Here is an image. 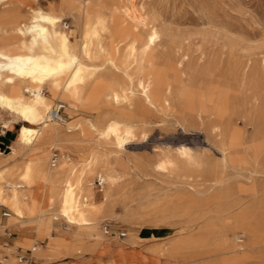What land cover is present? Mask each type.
I'll use <instances>...</instances> for the list:
<instances>
[{
  "label": "bare ground",
  "instance_id": "bare-ground-1",
  "mask_svg": "<svg viewBox=\"0 0 264 264\" xmlns=\"http://www.w3.org/2000/svg\"><path fill=\"white\" fill-rule=\"evenodd\" d=\"M39 2L0 0V110L28 123L20 126L12 147L20 161L0 166V206L9 211L0 231L10 226L51 237L46 246L20 243L31 247L33 256L41 261L95 254L87 257L90 260L112 242L102 224L117 220L118 209L128 214L133 203L123 184L130 160L121 153L127 143L135 140L138 130L146 127L147 114L152 109H169L174 90L165 71L154 62L161 36L157 28L151 27L144 38L125 29L116 15L122 9L128 14L121 3L111 6L106 0H57L42 6ZM68 18L74 29L63 23ZM141 19L137 17L138 22ZM107 72L112 75L107 77ZM252 83L249 104L264 126V85L258 80ZM57 103L63 104L68 120L59 122L50 117ZM209 105L208 100L189 101L183 110H192L190 119L202 121V113H207ZM222 105H226L225 101ZM80 113L84 116L74 119ZM263 126L255 132L259 140L252 151L254 159L264 155ZM1 133L5 134V130ZM243 140L240 132L233 131L227 143L218 144V162L207 163L202 155L179 146L174 155H165L154 165L159 173H175L177 178H181L180 172L204 167L210 174L202 188L189 175L175 179L177 193L156 207L160 215L151 221L155 224L169 223L176 215L189 216L178 235L156 245L153 251L158 256L173 264H189L191 257L230 254L229 261L220 259L218 264H241L247 250L260 247L256 245L263 238V201L246 206L247 195L256 199L258 189L252 185L242 191L246 196L234 197L227 185V173L240 169L244 160L239 154ZM261 172L250 171L248 179ZM203 173L207 172L203 169ZM95 178L101 184L98 190ZM259 191L264 192V188ZM236 209L241 211L229 216L223 225L242 230L249 244L239 236L227 239L224 234L208 242L214 219ZM208 214L215 218H208ZM59 219L67 226L55 227L53 221ZM205 220L200 232L187 235ZM260 225L263 229L258 230ZM155 230L157 235L161 231L159 236L168 234L162 228ZM121 236L126 237L125 244L137 243L136 238L146 239L132 233ZM17 242L16 239L12 245L3 246L0 264H21L12 256ZM240 252L242 255L237 257L235 254Z\"/></svg>",
  "mask_w": 264,
  "mask_h": 264
},
{
  "label": "rangeland",
  "instance_id": "rangeland-1",
  "mask_svg": "<svg viewBox=\"0 0 264 264\" xmlns=\"http://www.w3.org/2000/svg\"><path fill=\"white\" fill-rule=\"evenodd\" d=\"M55 1L57 0H46L39 4L45 6ZM106 2L111 6L121 3L120 5L126 7L128 14L122 9L116 15L119 16L118 20L123 27L134 31L137 37L144 38L151 27L157 28L161 36L159 35L154 62L157 68L165 71L166 80L172 83L170 85L174 90L175 98L172 101V108L170 106L169 109L164 107L152 109L147 114L146 127L140 128L135 140L127 143L122 151L121 155L130 160L129 168L123 177V184L128 189L133 203L128 208V214L118 209L119 218L106 221L102 224V229L108 231L107 235L112 238L113 245H121L126 252L135 249L143 253L146 261L158 259V264H173L170 261L164 262L165 258L158 256L153 249L162 241L178 235L179 227L188 220L189 216L176 215L170 218L169 223L155 224L151 221L156 214L160 215L155 209L163 205L167 197L177 193L174 185L176 180H180L184 175H189V179L197 182L201 188L205 181L210 179L207 167V169L204 167L180 172L181 178H177L175 173H159L153 169L165 155H174L179 146H186L194 153L202 155L207 163H214L221 158L216 146L227 143L233 131L240 132L244 140L240 145L239 154L244 160L241 162L242 165L240 164V169L227 173L230 179L227 185L231 187L234 197L246 196L247 193L242 191L252 185L256 186L258 189L256 199L247 195L246 206L263 201L262 210H264V192L259 191L264 188V155L256 159L253 155L254 145L259 140L255 138V132L259 127L262 128L263 123L261 124L262 118L258 116L256 109L249 104L250 94L254 90L252 82L258 80L264 85V0H106ZM135 16L139 20L142 18L140 23ZM63 23H66L69 29L73 28L71 19H65ZM243 72L244 76H242ZM111 75L106 73L107 77ZM207 100L210 101V105L206 110L207 113H202V121L200 118L190 119L192 110H183V106L189 101ZM223 101L226 103L225 106L222 105ZM63 116L68 120L69 114L65 108ZM82 116H84L82 113L77 114L74 119ZM185 124H188V127ZM22 125L28 123L0 110V166L20 161V156L13 153L12 147ZM3 126L6 128H2ZM3 129L5 134L1 133ZM110 147L114 146L110 145ZM203 169L207 173H203ZM250 171L262 172L253 179H248ZM94 180L95 189H100L98 179ZM240 211L236 209L220 215L217 219L213 214H208V218H215V226L208 232V242L213 243L224 234L227 239L239 236V240L249 244L250 241L242 230H234L223 225L229 216L232 217ZM3 213L9 215L8 209L0 206V224H5L8 218L3 216ZM59 220L53 221L55 227L67 226L63 220ZM205 222L206 220L200 222L193 231L187 232V235L200 232L205 227ZM156 228H162L168 234L159 236L161 231H158L157 235ZM261 229L263 228L260 225L258 230ZM260 232L263 238L256 245L260 247L247 250L246 259L241 264H264V230ZM123 233H132L146 239L136 238L137 243L125 244L123 240L126 237L121 236ZM16 239L19 243L17 242V248L12 256L15 260L19 259L21 264H97L96 260L86 259L95 254L81 257L74 254L48 261L38 260L33 256L31 247H24L20 243L29 242L33 246H46L51 237L46 238L44 234L40 235L23 228L14 230L10 226L0 231V250H4L5 244L12 245ZM102 250H99L96 256H103L104 259L111 256V252L104 253L101 252ZM235 255L239 257L242 254L240 252ZM230 257V254L211 253L202 257H191L190 260L193 261L189 264H204V262L218 264L221 260H228Z\"/></svg>",
  "mask_w": 264,
  "mask_h": 264
},
{
  "label": "crops",
  "instance_id": "crops-1",
  "mask_svg": "<svg viewBox=\"0 0 264 264\" xmlns=\"http://www.w3.org/2000/svg\"><path fill=\"white\" fill-rule=\"evenodd\" d=\"M101 252H111L112 254L106 259L103 256L93 257L92 259L96 260L97 264H158L159 261L158 259L151 261L150 257L149 261H146L142 252L135 249L132 252H126L121 245H113L112 242H109ZM86 259L88 260V258ZM166 261L168 262L165 259L164 262Z\"/></svg>",
  "mask_w": 264,
  "mask_h": 264
},
{
  "label": "built area",
  "instance_id": "built-area-1",
  "mask_svg": "<svg viewBox=\"0 0 264 264\" xmlns=\"http://www.w3.org/2000/svg\"><path fill=\"white\" fill-rule=\"evenodd\" d=\"M40 2H43L45 0H39ZM63 109H64V106L62 103H57L55 108H53V110L51 111V114H50V117L54 120H57L59 122H62L64 120V116H63ZM55 157L53 158V162L54 163V160H55ZM98 185L101 186L100 184V181H98ZM3 216H8L7 213H3Z\"/></svg>",
  "mask_w": 264,
  "mask_h": 264
}]
</instances>
